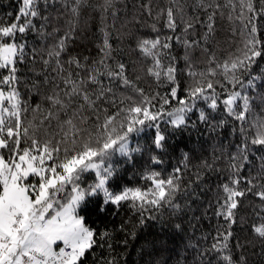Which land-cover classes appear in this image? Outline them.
<instances>
[{"label": "snow or ice", "instance_id": "1", "mask_svg": "<svg viewBox=\"0 0 264 264\" xmlns=\"http://www.w3.org/2000/svg\"><path fill=\"white\" fill-rule=\"evenodd\" d=\"M200 6L205 11L213 9V13L202 22L207 25L203 34L206 40L214 28V11L220 5L200 0L197 7ZM232 7L235 9L236 5ZM85 8L99 11V31L103 33V42L99 45L102 55L99 60L93 59L91 64L87 63L89 57L85 56L81 60L79 53L69 51L76 39ZM124 11L127 12L126 4ZM140 11L152 18L149 26L157 35H137L135 47L151 59L148 73L156 78L158 88L165 86L170 89V96L167 92L165 96H160L159 91H146L139 86L129 77L126 62L117 60L109 63L114 48L106 20L111 12L115 26L120 12L116 0H102L98 4H89L88 0H20L15 18L0 22V264H86L88 253L98 243L97 237L111 249L112 234L131 231L134 235L136 225L144 222L146 213L147 217L159 213L162 218L166 210L176 216L182 208H191V200L185 199L181 203L178 199L181 194L187 197L194 186L189 181L181 188L184 168H174L166 177L157 171H145L143 178L150 182V187H126L113 194L105 187L106 179L112 175V167L105 166L104 161L113 147L128 153L131 149L130 133L139 131L145 122H152L156 129L153 143L159 148L164 138L160 121L166 120L172 126H180L185 122L186 113L202 99L210 110L222 108L224 112V118L208 120L209 132L223 127L229 117L240 122V139L234 147L229 150L228 145H225L220 149V157L213 156L214 162L224 159L228 170V178L219 186L216 194L214 212L216 217H223L227 227L224 224L217 226L209 246L202 245L199 238L190 239L188 247L195 249L192 260L182 259L176 264H205L203 257L210 250L217 256L212 264H249L244 254L239 259L235 258L231 240L241 197L254 194L260 208L264 210V154L257 157L259 166L256 171H249L241 179L242 169L251 163L252 146H264V115L252 116L255 111L254 100L264 105V90L257 86V81L264 78V67L259 72L254 68L257 58L264 57V35H261L264 24L259 21L260 17H264V0H240L237 17L240 21V47L227 56L222 64L215 62V67L211 66L213 56L209 60L210 66L199 71L192 57V50L198 41L187 38L197 21L195 17L184 18L185 6L172 0L166 10L159 8L154 11L149 0L141 5ZM178 16L183 24V39L176 32L179 27ZM161 18L165 28L185 47L183 59L188 79L183 85L185 95L182 97L179 94L180 73L184 70L174 63L176 58L171 55L172 36L165 35L161 40L158 28ZM61 19L63 25L59 23ZM90 20L91 16L85 17L86 23ZM53 21L56 23L49 30ZM132 21L139 23V15L134 14L131 20L125 17L124 24ZM29 32L41 41L39 47L34 41L26 39ZM127 35L131 39L132 33ZM49 37L54 39L48 42ZM120 38L118 32L117 39ZM65 54L67 60L63 58ZM162 55L168 57L167 66ZM37 61L43 65L42 68L35 67ZM28 63L32 64L34 73L44 74L43 81L34 80L26 85L30 95L35 93L41 97L34 106L20 90L21 82L27 77L19 74V65ZM53 65L55 75L50 77L47 70ZM73 66L81 71L73 72ZM50 82H53L51 92L42 93L41 83L47 85ZM118 85L131 89V92L120 91ZM249 90L253 95L249 94ZM172 98H175V103H171ZM45 99L48 101L47 119L61 121L60 127L64 134L61 140L65 144L63 149L60 147L61 140L53 146L51 140L37 139L38 126L33 120L25 122L30 108L33 114L42 111V101ZM109 105L115 109L111 114ZM92 111L96 113L94 123L99 133L94 140L90 136L77 147L76 132L73 131L77 128V118L87 122L89 116L84 113ZM101 111L104 113L102 125L99 123ZM198 112L199 119H208L203 110ZM63 116H67V119H62ZM41 119L45 117L41 116ZM250 119L251 127L246 128L245 124ZM68 129L72 130L71 146L65 139ZM232 132L237 133L235 126ZM22 141L28 146L21 148ZM189 158L190 155L185 154L181 164L186 167ZM152 159L156 160L157 157L153 156ZM203 166L211 170L214 163L204 162ZM86 170H94L95 178L83 183L82 173ZM202 175L198 169V181ZM97 190L103 193L105 202H111L116 208L129 204L130 211L138 213L136 224L132 223V217L127 220L122 218L119 225L101 231L83 223V217L76 214L77 205L86 192ZM191 195L195 199L201 198L198 191H193ZM194 219L198 221L200 217ZM176 227L181 225L177 223ZM252 233L260 241L258 255L264 259V216L259 223L252 224ZM236 247L243 250L244 245L239 239ZM99 264H119V260L109 252V256ZM155 264H159V260Z\"/></svg>", "mask_w": 264, "mask_h": 264}, {"label": "trees", "instance_id": "2", "mask_svg": "<svg viewBox=\"0 0 264 264\" xmlns=\"http://www.w3.org/2000/svg\"><path fill=\"white\" fill-rule=\"evenodd\" d=\"M20 0H0V22L6 20H12L15 18L18 10ZM149 2V0H116L117 6L120 8L119 16L115 20V26L113 27V17L111 12L107 16V31L111 33V43L113 44L112 58L109 63H113L117 60H122L128 64L129 77L143 87L146 91L152 92L159 91L160 96H165L168 93L170 96V89L165 86L157 87L156 78L150 75L147 71L152 61L150 58L145 57L135 47V41L137 35L151 36L157 35L149 25L151 23V17H147L146 14L140 11L142 4ZM172 0H151L154 11L159 8L167 9L169 3ZM177 2L185 6V16L196 18L195 28L188 33L187 38L189 40L198 41L196 47L192 50L193 61L197 71L209 67V60L214 56V62L211 64L215 67V62L223 63L224 59L235 50L240 47V21L237 19L239 15V2L240 0H205L208 4H218L219 8L214 11V28L208 34V38H203L204 32L207 30V25L202 23L205 17L213 13V9L209 8L207 11L200 6V0H177ZM89 4L102 3V0H88ZM125 4L127 5V12L124 11ZM236 7L233 9L232 5ZM63 11V9H60ZM55 13V9L52 10ZM84 16L81 18V23L76 32V39L70 45L69 51L80 54V59L83 57H89L88 64L92 63L93 59L99 60L100 48L99 45L103 42V33L99 31L100 28V13L94 11L91 8H85L83 10ZM134 14L139 15V23L132 21L130 24H124L125 17L131 20ZM91 16V20L85 22V17ZM231 17V18H230ZM178 29L177 34L184 38L183 24L180 23V17H177ZM259 21L264 24V17H260ZM55 21L50 23L49 30L55 25ZM60 25H63L64 21H59ZM122 24L124 26L122 27ZM158 28L160 29L159 35L161 40L165 35L172 36V48L171 55L176 59L175 64L184 71L180 73L181 87L179 89L180 96H184V83L187 82V68L185 67V61L183 56L185 54V47L183 43H178L175 36L169 32L165 26L163 18L158 21ZM63 29L61 28V31ZM120 33V39H117V33ZM132 33L131 39L127 35ZM261 35H264V28L261 30ZM26 39L30 42L34 41L39 47L41 41L35 34L29 32ZM54 37H49L48 42ZM46 47V45H45ZM64 60H67V54L64 55ZM164 65L168 64V57L162 55ZM67 67V65H65ZM20 75L27 77L20 84V90L25 99L30 100V104L34 106L37 101L40 100V95L31 94L26 85L31 84L34 80L43 81V75H37L32 71V64H20ZM36 68H42L43 65L37 61ZM54 65L49 67L47 74L51 77L54 76ZM261 67H264V57L257 58V63L254 65L256 72H259ZM73 72L81 71L73 66ZM85 74H86V70ZM139 78V79H137ZM52 83L47 85L41 83V92L50 93L52 90ZM259 89L264 90V78L257 81ZM61 87H63L61 85ZM120 91L131 92V89H126L121 85H118ZM249 94L253 95L249 90ZM167 98V97H166ZM175 98H172L171 103H175ZM255 111L252 116L264 115V105H260L258 101H253ZM109 114L115 110L111 105ZM48 101L45 99L42 101V111L33 114L31 108L25 117L27 120H33V123L38 126V132L36 138L45 141L51 140L53 146L55 142L61 140L63 137V131L61 130L60 120L47 119ZM198 110H203L207 116V120L199 119ZM71 113V109L68 110ZM84 115L89 116L87 122H81L77 118V128L74 129L76 133L77 147L82 145L86 140L91 138L94 140L99 133V128L95 124L96 113L85 112ZM41 116L45 119H41ZM101 125L103 124V111L100 112ZM224 118V112L222 108L216 110H210L207 103L202 99L197 101L196 106L188 111L185 115V122L180 126H172L167 123L166 120L160 121V131L163 133V140L161 146L157 148L153 143L156 129L152 126V122H145L141 126L139 131H134L129 135V147L131 148L128 153L119 152L116 147L110 150V155L104 161L105 166L111 165L112 175L106 179L105 187L110 193L117 194L126 187L142 186L150 187V182L143 178L145 171H157L163 174L165 177L173 171L174 168H184L182 173L181 188L187 185L189 181H192L194 186L188 192L187 197L182 194L178 196L181 203L185 199L191 200V208H182L176 216H172L169 211H165L161 218L159 213H153L154 217H147L140 225H136L135 234L132 235L131 231L128 233L117 231L112 234L110 243L112 248L110 249L103 241L97 237L98 243L92 251L88 253L86 264H99L103 258L109 256V252L113 256H117L119 264H155L156 260H159V264H176L177 261L187 259L189 262L192 260L195 254L194 248L188 247L189 240H196L199 238V242L204 246H209L212 243V237L216 234V228L219 224H224L223 217H216L214 215L216 209V194L219 192V186L225 183L228 178V170L226 167V161L220 159L218 162L213 161V156L220 157L222 155L220 149L225 145H228L229 150L234 147V144L240 139L239 136V121H234L231 117L225 122L224 126L209 132L208 120H219ZM62 119H67V116H63ZM233 126L236 127L237 133L232 132ZM246 128L251 127V119L248 124H245ZM47 128V134L45 133ZM56 133V135H52ZM72 130L68 129V136L65 139L68 140V145L71 146ZM30 144V140L28 141ZM26 145L23 141L20 147L23 148ZM43 144H41V147ZM60 147L63 149L65 144L61 140ZM7 154V150H5ZM63 153H61L62 155ZM185 154H189L190 158L187 161V166L181 164V160ZM264 154V146L253 145L250 149L251 163L246 165L242 169V177L249 174V171L253 173L259 166V160L257 157ZM157 157L153 160L152 157ZM204 162L214 163V168L209 170L205 168ZM200 170L203 175L198 181L196 178L197 170ZM62 171V169H60ZM181 175V173H176ZM84 177L83 183H87L95 178V171L86 170L82 173ZM198 191L200 193V199L192 197L191 193ZM101 207L103 210H101ZM207 212V215H205ZM76 214L83 217V223L93 229H100L104 231L111 229L116 225H119L121 219L124 220L132 217V223L136 224L138 219V213L133 214L130 211L129 204H122L119 208H116L111 202H105L103 193L97 190L93 193H85L83 200L77 205ZM264 216V210L259 206L258 199L254 194H248L245 197H241V203L238 205L236 223L233 225L232 231L234 233L231 244L233 245V254L236 259H239L241 254L247 256L249 264H264V259L260 258L258 253L260 252V241L252 233V224L259 223L261 217ZM194 217H200L197 221ZM243 218V219H241ZM179 223L181 227L177 228L176 224ZM224 227H227L224 224ZM132 225H129L131 230ZM206 234V236H202ZM237 239L244 245L243 250L236 247ZM183 254V255H182ZM205 264H212L216 261L217 256L214 251H209L204 257Z\"/></svg>", "mask_w": 264, "mask_h": 264}, {"label": "rangeland", "instance_id": "3", "mask_svg": "<svg viewBox=\"0 0 264 264\" xmlns=\"http://www.w3.org/2000/svg\"><path fill=\"white\" fill-rule=\"evenodd\" d=\"M119 152H123V151H120V150H119ZM93 171H94V170H93ZM105 183H106V182H105ZM92 193H93V192H92ZM84 197H85V195H84ZM84 197H83V198H84ZM82 200H83V199H82ZM82 200H81V201H82ZM81 201H80V202H81ZM80 202H79V203H80ZM79 203H78V204H79Z\"/></svg>", "mask_w": 264, "mask_h": 264}]
</instances>
